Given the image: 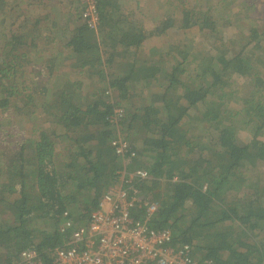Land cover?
<instances>
[{
    "label": "trees",
    "instance_id": "1",
    "mask_svg": "<svg viewBox=\"0 0 264 264\" xmlns=\"http://www.w3.org/2000/svg\"><path fill=\"white\" fill-rule=\"evenodd\" d=\"M176 1L145 24L120 0H98L99 26L80 23L67 39L86 92L82 77L47 81L57 56L30 68V32L1 30L0 264L26 248L49 260L68 235L64 212L85 223L139 168L149 177L138 191L158 204L152 224L194 259L264 264V12L240 43L223 27L243 8L220 15L224 0ZM242 84L250 91L238 96Z\"/></svg>",
    "mask_w": 264,
    "mask_h": 264
},
{
    "label": "built area",
    "instance_id": "2",
    "mask_svg": "<svg viewBox=\"0 0 264 264\" xmlns=\"http://www.w3.org/2000/svg\"><path fill=\"white\" fill-rule=\"evenodd\" d=\"M79 1L83 23L96 29L100 24L98 0ZM112 144L119 153L128 150L121 139ZM123 176L105 191L85 223L74 225L64 212L60 231L68 235L49 260L36 249L26 248L19 253L17 264H211L194 259L189 244H175L171 228L152 224L158 204L137 189L149 177L147 170L139 168ZM140 209L142 219L135 216Z\"/></svg>",
    "mask_w": 264,
    "mask_h": 264
},
{
    "label": "rangeland",
    "instance_id": "3",
    "mask_svg": "<svg viewBox=\"0 0 264 264\" xmlns=\"http://www.w3.org/2000/svg\"><path fill=\"white\" fill-rule=\"evenodd\" d=\"M124 3V8H129V11H132V15L129 17L131 20L143 23H152L151 17H155L156 15L161 16L163 13H167V9H172L173 5L165 6L167 0H120ZM184 0H179V3L174 5V7H181V4ZM205 1L214 3L216 0H199L200 4H205ZM254 0H224L220 7L218 8L220 15L230 14L233 11H241L243 8V13H239L232 18V15L229 21H232V26L223 27L222 21L220 22L221 27H223V37L224 40L228 41L229 38L234 37L236 40L242 42L243 36L249 32L250 25L254 23H259L260 16L264 12V0L261 2H253ZM137 2H140V5H136ZM178 0L176 1V3ZM38 3V6H35ZM43 3V4H42ZM42 7H40V6ZM71 5V7H70ZM249 8L246 16L245 11ZM71 0H5V2L0 7V32L3 31L4 28L21 30L20 28H24L23 31H37L36 24L32 23L30 27V20L36 18L37 15H50L53 19L62 18V14H66L65 11L71 14L70 21L79 22V24L83 21L79 18L78 12L75 9H72ZM250 15V16H247ZM34 16V17H33ZM51 20H43L44 26L50 23ZM42 26V27H44ZM69 28L70 26L67 25ZM91 33V32H89ZM29 38V37H28ZM101 39V38H100ZM4 39L0 37V43L3 44ZM167 42V41H166ZM164 43V46H167V43ZM2 46H0L1 48ZM261 58L264 61V54H262ZM264 63V62H263ZM31 68V65H30ZM29 68V69H30ZM264 77V73H263ZM242 82V81H241ZM85 88V87H84ZM241 88V92H240ZM236 94L238 96L243 95V93H248L250 88L247 86H237ZM238 101L235 100L231 104L233 108H238ZM28 126V124L26 125ZM47 126V124H46ZM45 126V127H46ZM26 128V127H25ZM27 128L26 130H29ZM242 138V137H241ZM243 139V138H242ZM142 161V158L139 159L138 156L134 157L130 161Z\"/></svg>",
    "mask_w": 264,
    "mask_h": 264
},
{
    "label": "crops",
    "instance_id": "4",
    "mask_svg": "<svg viewBox=\"0 0 264 264\" xmlns=\"http://www.w3.org/2000/svg\"><path fill=\"white\" fill-rule=\"evenodd\" d=\"M77 3V0H71L73 7L72 9H77L78 11V8H75ZM35 6H38V3ZM65 13L66 14H62L61 19H53L48 14L45 16L37 15L33 21L39 22L37 26L38 29L37 31H29L31 34L29 35V43H31V41H36L35 46H31V51L35 55L33 58H30L32 61L30 64L31 68L32 64H34L36 68L38 66L43 67L48 64L47 62L49 59L53 60V58H55L54 56H57L56 62L54 64V71L49 76V79H47L51 85L55 83V80L58 82L66 81V79L69 81H77L82 77L75 67L76 64H73V56H69L71 50L67 46V39L68 37L72 36L77 25H79V22L77 21L76 23H72L70 21L71 14L67 11H65ZM44 19L49 21L51 20V22L48 23L46 27L43 23ZM67 25L70 27L68 28ZM82 79L85 80L83 87H85L84 92H86L90 87V81L86 77H82ZM91 80L95 81L97 78L94 76L91 78Z\"/></svg>",
    "mask_w": 264,
    "mask_h": 264
}]
</instances>
